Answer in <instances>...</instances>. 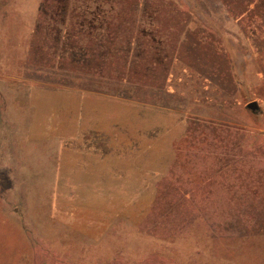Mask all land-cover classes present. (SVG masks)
I'll return each instance as SVG.
<instances>
[{
    "label": "crops",
    "instance_id": "1",
    "mask_svg": "<svg viewBox=\"0 0 264 264\" xmlns=\"http://www.w3.org/2000/svg\"><path fill=\"white\" fill-rule=\"evenodd\" d=\"M97 1L0 0V143L3 134L15 143L58 133L83 143L77 150H136L140 177L145 150H173L190 131L209 153L242 150L229 133L264 132L247 114L259 108L264 0H186L183 29L162 8L132 13L130 3ZM16 158L24 160L5 164ZM101 159L92 164L114 166ZM154 161L160 168L173 158ZM218 183L209 189L229 197Z\"/></svg>",
    "mask_w": 264,
    "mask_h": 264
},
{
    "label": "rangeland",
    "instance_id": "2",
    "mask_svg": "<svg viewBox=\"0 0 264 264\" xmlns=\"http://www.w3.org/2000/svg\"><path fill=\"white\" fill-rule=\"evenodd\" d=\"M172 1L118 2L132 13L165 9L164 21L183 29L187 1ZM257 74L259 108L247 114L264 129V69ZM9 136L0 143V264H264V132L229 133L242 150L209 153L190 131L173 150H145L140 177L136 150H77L83 143L58 133ZM163 154L172 163L153 165ZM13 156L24 160L5 164ZM101 158L114 166L92 164ZM218 182L229 197L209 189Z\"/></svg>",
    "mask_w": 264,
    "mask_h": 264
},
{
    "label": "water",
    "instance_id": "3",
    "mask_svg": "<svg viewBox=\"0 0 264 264\" xmlns=\"http://www.w3.org/2000/svg\"><path fill=\"white\" fill-rule=\"evenodd\" d=\"M249 107L252 108V109H256L255 103L250 104Z\"/></svg>",
    "mask_w": 264,
    "mask_h": 264
}]
</instances>
